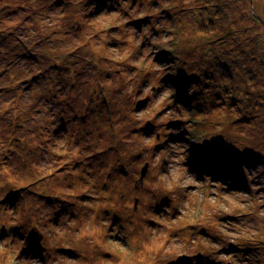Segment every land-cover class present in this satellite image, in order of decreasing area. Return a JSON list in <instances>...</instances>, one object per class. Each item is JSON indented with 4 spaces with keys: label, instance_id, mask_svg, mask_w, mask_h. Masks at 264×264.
<instances>
[{
    "label": "rangeland",
    "instance_id": "1",
    "mask_svg": "<svg viewBox=\"0 0 264 264\" xmlns=\"http://www.w3.org/2000/svg\"><path fill=\"white\" fill-rule=\"evenodd\" d=\"M6 2L0 264H264V0Z\"/></svg>",
    "mask_w": 264,
    "mask_h": 264
},
{
    "label": "trees",
    "instance_id": "2",
    "mask_svg": "<svg viewBox=\"0 0 264 264\" xmlns=\"http://www.w3.org/2000/svg\"><path fill=\"white\" fill-rule=\"evenodd\" d=\"M25 1H27V0H23V1L22 0H14V2L11 5L6 2L5 3V8L8 6V10H10L11 12H12V10H13V13H14V11L15 12H19V11H21L23 9V4L26 3ZM33 1H35V0H33ZM38 8L41 10V8L39 6H38ZM6 19H7V21H9L10 20V17H6ZM9 27L11 28V26H9ZM62 65H64L63 64V61L60 62L59 64H55L53 67H51L48 70L50 71V73L52 75V71H54L55 67L62 66ZM65 69H67V68H65ZM64 72H66V70H64ZM181 74L182 73L179 72V71H177V72H174L173 71L171 77L170 76H166L163 79H168L167 82L171 83L172 85L173 84H176L177 87L179 88L178 89L179 92L184 95L186 92H185V89H184L183 85L185 84V80L187 82H189V77H184L183 79H181L182 78L181 77ZM169 78H171V79H169ZM73 81H75V80H73ZM73 81L70 80V82H73ZM65 83H67V80H65ZM45 85H46V89L44 90V86ZM69 85L71 87V83H69ZM41 86H42V89H40V91L37 92L38 101H41L42 100V101L46 102V99H44L45 94L47 96L48 92H50L51 93V97L54 98V99H57L56 92H59V94H61L63 92V90L66 88V86L68 87V83H67V85H64L63 84V81L62 80L59 81L58 78L53 79V81L51 83V80L50 79L44 78V82L42 83ZM53 87H55V91H52V88ZM193 95L194 94H192V97H193ZM63 96H64V94L63 95H60V97L58 99H63ZM67 96L68 95L65 94V97H67ZM186 98L189 99L190 97L186 94ZM47 105L49 107V110H48V112H47L46 115H48L50 117V121L48 120L49 117H48L47 120L44 121L45 127H46V123L49 121V123L47 125V129L49 128V126L57 125L58 123L63 122L64 121V118L66 116H70V112H72V111H70V107H71L72 104L71 105L70 104H67V105H55L54 106V104L52 103V100H51L50 102L47 103ZM85 126L88 127L87 125H85ZM218 140H219V138H218ZM85 238L86 237H83V239H85ZM99 257H101V256H99Z\"/></svg>",
    "mask_w": 264,
    "mask_h": 264
},
{
    "label": "bare ground",
    "instance_id": "3",
    "mask_svg": "<svg viewBox=\"0 0 264 264\" xmlns=\"http://www.w3.org/2000/svg\"><path fill=\"white\" fill-rule=\"evenodd\" d=\"M172 74H170V77H171ZM192 135V134H191ZM195 142V141H194ZM191 151L194 153V155L196 156V159L194 160L196 163L198 164H201L203 165L205 168L203 169L204 173H206L207 176H210V177H216L222 181H225L224 179V175L225 174H222V167L221 165L219 164H210L209 159H210V155H209V152L206 150V149H202V148H205L207 147V145L204 143V144H200L198 146V144H192L191 143ZM200 147V148H199ZM190 161L193 160L191 157L188 158ZM212 169V171L210 170ZM224 172V171H223ZM221 174V175H220ZM220 175V176H219ZM124 175H122L121 177H123ZM206 176V177H207ZM144 178V177H143ZM143 178L141 179V182L143 180ZM140 182V183H141ZM142 184V183H141ZM137 204L135 201H134V205ZM133 210L135 211L136 210V205L135 207L133 208ZM72 237L74 238V234L72 235ZM78 240L80 239V237L77 238ZM76 239V240H77ZM189 241L191 243H193V239H189ZM31 244V242H29ZM51 243V242H50ZM30 246V245H29ZM32 246V244H31ZM30 246V248L32 249V247ZM34 253L37 254V251H35ZM198 258H204L205 260L207 259L206 256L204 257H198ZM204 264H207L206 262ZM213 264V262H212Z\"/></svg>",
    "mask_w": 264,
    "mask_h": 264
},
{
    "label": "water",
    "instance_id": "4",
    "mask_svg": "<svg viewBox=\"0 0 264 264\" xmlns=\"http://www.w3.org/2000/svg\"><path fill=\"white\" fill-rule=\"evenodd\" d=\"M145 170H146V167H143V169H142L141 172H140L138 182H141V179L144 177ZM140 184H141V183H139V184L137 185V187L140 186Z\"/></svg>",
    "mask_w": 264,
    "mask_h": 264
}]
</instances>
